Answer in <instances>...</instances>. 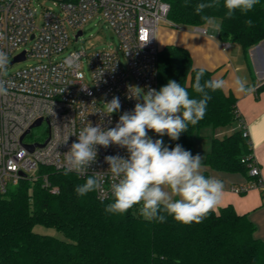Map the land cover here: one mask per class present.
<instances>
[{
	"label": "trees",
	"instance_id": "trees-1",
	"mask_svg": "<svg viewBox=\"0 0 264 264\" xmlns=\"http://www.w3.org/2000/svg\"><path fill=\"white\" fill-rule=\"evenodd\" d=\"M165 1L170 6L168 19L174 24L208 25L194 10L205 0ZM225 12L220 0L219 8L206 9L201 15L219 18L218 39L238 43L253 71L249 53L264 40V0L247 14L236 11L231 19ZM247 20L253 25L248 26ZM201 70L202 83L215 78L213 71L194 65L185 47H159L157 90L175 80L188 89L191 97L199 99L191 85ZM261 92L264 81L257 88V93ZM209 95L212 99L197 125H189L176 141L167 135L155 134V139H163L170 148L180 144L194 155V136L202 129L233 127L231 133L213 137L202 163L250 179V167L256 163L249 135L238 128L242 116L237 98L224 90L209 91ZM64 173L39 165L35 177L21 178L5 192L0 191V264H264V240L255 236L256 224L232 204L211 211L201 223L183 224L171 216L164 223L148 221L139 214V205L123 215H112L105 212L112 196L105 200L98 199L96 192L78 196L75 188L85 182L86 176ZM44 179L56 190L44 186ZM36 225L54 227L66 239L36 232Z\"/></svg>",
	"mask_w": 264,
	"mask_h": 264
},
{
	"label": "built area",
	"instance_id": "built-area-1",
	"mask_svg": "<svg viewBox=\"0 0 264 264\" xmlns=\"http://www.w3.org/2000/svg\"><path fill=\"white\" fill-rule=\"evenodd\" d=\"M34 1L0 0V50L8 53L10 65L34 60L8 74V95L0 97L1 192L21 178L35 177L39 165L65 170V153L77 140L73 134L78 135L90 123L114 127L124 111L134 108L136 100L128 99L134 87L157 90L160 22L174 24L168 19L170 6L165 0H50L52 5L45 6L40 15ZM96 17L103 18L116 34L118 49H94L90 53L76 49L57 59L69 47L71 31L77 41L87 22ZM80 30L82 34L77 36ZM23 52L24 59L13 62ZM84 57L89 61L91 84L82 71ZM113 96L120 99V111L111 116L102 114L103 102ZM38 119H42L40 125L47 122L48 135L28 141ZM238 128L244 135L248 131L242 117ZM68 136L67 144H63ZM25 144H34V149L30 151ZM97 147V161L87 175L108 170L105 156L128 155L116 145ZM249 175L250 179L232 190L245 193L258 189L264 201V179L257 163L250 167ZM111 182L110 173L105 174L104 192H96L98 199L112 196ZM44 186L56 190L47 179Z\"/></svg>",
	"mask_w": 264,
	"mask_h": 264
},
{
	"label": "clouds",
	"instance_id": "clouds-1",
	"mask_svg": "<svg viewBox=\"0 0 264 264\" xmlns=\"http://www.w3.org/2000/svg\"><path fill=\"white\" fill-rule=\"evenodd\" d=\"M260 0H223L225 17L231 19L236 11L241 14L250 12ZM220 7V0H205L195 5V13L202 21L213 24L215 18L201 15L206 9ZM252 26L251 20L245 21ZM10 58L7 52L0 50V97L8 95ZM203 70L196 72L193 91L199 99L190 96L188 89L175 80H169L159 90L147 91L134 87L128 99L136 103L131 111H124L114 127L103 128L91 123L82 128L79 134H73L77 140L71 143L65 153V175L70 172L86 176L85 182L76 186L78 196L92 192H104L105 174L110 173L112 202L105 212L123 215L139 205V214L148 221L166 222L171 216L183 224L201 223L220 204L224 191V182L215 176H206L203 156L193 155L180 144L169 147L163 139L148 135L151 130L156 135H167L176 141L188 131L189 125L195 126L206 114L208 102L212 99L209 91L223 90L224 79L203 80ZM234 91L249 95L255 88L244 79L237 77L233 81ZM102 114L111 116L121 109L118 96L103 102ZM264 134V115L259 116L249 126L245 135ZM68 136L63 144H67ZM116 145L127 152L126 157L109 155L104 157L109 165L107 171L88 169L96 163L98 147L107 149Z\"/></svg>",
	"mask_w": 264,
	"mask_h": 264
},
{
	"label": "crops",
	"instance_id": "crops-1",
	"mask_svg": "<svg viewBox=\"0 0 264 264\" xmlns=\"http://www.w3.org/2000/svg\"><path fill=\"white\" fill-rule=\"evenodd\" d=\"M174 28L162 25L158 30V44L163 47L166 44H176L188 49L195 66L203 67L214 72V77L224 79L227 83L223 89L226 93H233L237 98V108L242 116L247 130L250 125L261 115H264V92L257 93L258 86L264 81V48L262 54L250 50L249 56L253 71L249 68L245 54L240 45L234 42H226L224 46L217 37L218 28L211 26L179 27L172 24ZM254 48V47H253ZM244 79L248 85L255 88L254 93L245 95L234 91L233 81L237 78ZM237 126V123H236ZM205 129V128H204ZM202 129L197 137H206L208 144L200 143L207 152L201 154L194 136V155H205L211 149L212 139L215 136L222 137L233 131V127L221 130ZM210 134V135H209ZM256 163L259 165L264 179V134H249ZM210 147V148H209ZM209 149V150H208ZM205 165V164H204ZM208 176H215L224 182V191L218 208L232 204L239 213H247L249 219L256 224L255 236L264 240V201L258 189H251L245 193H236L232 187L242 185L247 177L238 172H219L205 165Z\"/></svg>",
	"mask_w": 264,
	"mask_h": 264
},
{
	"label": "rangeland",
	"instance_id": "rangeland-1",
	"mask_svg": "<svg viewBox=\"0 0 264 264\" xmlns=\"http://www.w3.org/2000/svg\"><path fill=\"white\" fill-rule=\"evenodd\" d=\"M34 5L37 7L38 15H40L43 8L45 6L47 7L51 6L52 2L50 0H35ZM214 18H215L214 23L209 24V26L217 29L219 26L220 20L217 17H214ZM162 25H166L168 27L174 28L172 24L166 21H161L160 26ZM179 27H182V26H179ZM84 30H85L84 34L81 35L77 41H75L73 32L71 31V42L69 44V47L57 59H62L63 57L67 56L70 51L76 50V49H80V50L84 49L87 51V53H90L94 49H105V48L106 49H116V50L118 49V46L120 44L119 39L116 36V34L108 27L107 22L103 18L99 19L98 17H96V18L89 20L87 24L85 25ZM24 48L25 47H22L21 50ZM19 51L20 50H18L17 52ZM33 61L34 60L32 59H28L25 61L16 62L13 65L9 66V73L21 67H24L27 64L32 63ZM82 71L84 73L85 81L91 84L92 83L91 70H90L89 61L87 57H84L82 60ZM208 128L211 129V126L205 127V129L203 130V134H205L204 132H206V129ZM47 135H48V124L47 122H45L43 125L34 127L32 135H28L27 140L30 141L37 137L44 139L47 137ZM148 135L153 138L155 133L152 131H149ZM195 139L197 141L198 148L201 151V154H205V152H207L205 150L207 149L206 147L204 148L202 145L200 146V143H204L207 145L209 138L197 137V134H196ZM34 230L42 234L53 235L60 239H66L64 235L60 231L55 229L54 227L36 225L34 227Z\"/></svg>",
	"mask_w": 264,
	"mask_h": 264
},
{
	"label": "water",
	"instance_id": "water-1",
	"mask_svg": "<svg viewBox=\"0 0 264 264\" xmlns=\"http://www.w3.org/2000/svg\"><path fill=\"white\" fill-rule=\"evenodd\" d=\"M81 34H82V30H80V31L78 32L77 36H78V35H81ZM263 48H264V40L261 41L260 43H258L257 45H255L254 48H252V51H253V52H259V53L262 54ZM22 59H24V52H23L22 54L16 56L15 59L13 60V62H14V61H17V60H22ZM41 121H42V119H38V120L34 123V126H38V125H40V124H41ZM150 131H151V130H150ZM155 137H156V136L154 135L153 140H155ZM45 142H46V141H45ZM45 142H44V143H41V144L39 143L38 146H43V145L45 144ZM25 146H26L30 151H32V150L34 149V146H35V145H34V144H25ZM21 174H22V176H25V175H26L24 172H21Z\"/></svg>",
	"mask_w": 264,
	"mask_h": 264
}]
</instances>
